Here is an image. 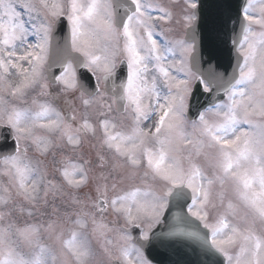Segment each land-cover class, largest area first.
Returning a JSON list of instances; mask_svg holds the SVG:
<instances>
[{"label":"snow or ice","instance_id":"1","mask_svg":"<svg viewBox=\"0 0 264 264\" xmlns=\"http://www.w3.org/2000/svg\"><path fill=\"white\" fill-rule=\"evenodd\" d=\"M202 8L0 0V264H264V0Z\"/></svg>","mask_w":264,"mask_h":264},{"label":"water","instance_id":"2","mask_svg":"<svg viewBox=\"0 0 264 264\" xmlns=\"http://www.w3.org/2000/svg\"><path fill=\"white\" fill-rule=\"evenodd\" d=\"M200 2L203 5V8H202V20L199 23V27L202 29L204 34L203 54L207 59V56L211 50L210 49L211 22L215 17V15L217 14V12L220 11L218 6L228 3L229 0H200ZM217 59L222 60V57H217ZM163 258H164L163 256L160 255L157 256L158 260H161ZM193 259H195V257H193Z\"/></svg>","mask_w":264,"mask_h":264}]
</instances>
